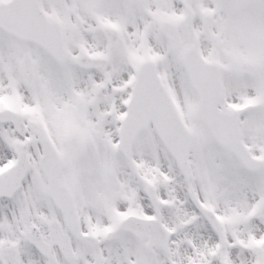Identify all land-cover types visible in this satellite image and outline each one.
<instances>
[{
    "label": "snow or ice",
    "instance_id": "snow-or-ice-1",
    "mask_svg": "<svg viewBox=\"0 0 264 264\" xmlns=\"http://www.w3.org/2000/svg\"><path fill=\"white\" fill-rule=\"evenodd\" d=\"M0 264H264V0H0Z\"/></svg>",
    "mask_w": 264,
    "mask_h": 264
}]
</instances>
